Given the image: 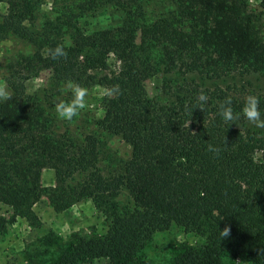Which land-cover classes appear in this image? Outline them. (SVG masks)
Segmentation results:
<instances>
[{
	"label": "trees",
	"instance_id": "trees-1",
	"mask_svg": "<svg viewBox=\"0 0 264 264\" xmlns=\"http://www.w3.org/2000/svg\"><path fill=\"white\" fill-rule=\"evenodd\" d=\"M41 1L0 0L6 5L0 41L13 35L34 47L15 62L7 79L11 94L0 102V205L6 208L0 232L18 219L37 224L33 205L43 195L56 212L90 200L106 219L105 232L73 235L56 264L100 258L151 264L146 247L171 230L199 237L200 245L178 242L170 264H224L225 255L264 264V136L245 129L243 98L194 80L169 88L165 100L148 97L145 89L157 67L169 73L201 66L205 77L264 76V40L248 0H174L173 22H147L142 3L150 0H68L35 31ZM109 3L124 10L122 25L80 26L91 9ZM138 18L142 43L135 48L132 24ZM58 45L66 55L53 58ZM42 71L55 83L117 89L102 98L101 117L80 141L56 134L43 101L26 94L24 82ZM257 98L264 119V92ZM226 99L233 121L219 114ZM107 136L130 148L128 158L109 170L101 166ZM45 168L54 172L50 187L40 184ZM225 226L230 235L221 238Z\"/></svg>",
	"mask_w": 264,
	"mask_h": 264
},
{
	"label": "rangeland",
	"instance_id": "rangeland-1",
	"mask_svg": "<svg viewBox=\"0 0 264 264\" xmlns=\"http://www.w3.org/2000/svg\"><path fill=\"white\" fill-rule=\"evenodd\" d=\"M68 0H42L35 14L32 28L41 30L44 24L52 21L63 4ZM249 9L255 14L256 27L264 40V9L260 6V0H248ZM143 17L147 22L168 20L173 22L175 15L174 0H150L142 3ZM6 5L0 4V16L5 14ZM142 18V17H141ZM125 12L115 8L113 4H104L91 9L81 22L84 30H98L118 27L123 24ZM142 19L133 24V46L138 48L142 43L140 25ZM176 25V24H174ZM66 42L68 38L65 37ZM158 47L152 48L156 54ZM33 45L26 40L13 35H8L0 41V82L5 85L6 91L11 94L7 84L9 72L20 55L31 54ZM203 60V59H201ZM188 62V61H187ZM108 70L114 67V60H108ZM205 64V63H203ZM193 65L176 67L172 72L166 73L157 67L156 73L145 82L147 96L165 100L169 88L178 85L183 80H194L203 88H220L236 96L245 98L249 95L258 97L264 92V76L258 74H229L220 77H205L202 68L191 70ZM106 70V72L108 71ZM202 70V71H200ZM95 73V72H94ZM103 75L97 73L96 79ZM25 92L28 95L38 96L44 103L47 113L53 118V130L56 134H66L80 141L83 136L94 130V123L103 111L101 100L105 96V87L97 84L86 87L88 95L86 106L73 117L71 121L60 119L55 113L54 105L60 100L71 98V91L66 84L55 83L48 71H42L37 76L24 82ZM5 99H0V102ZM245 129L255 132L257 136H264V128L257 127L254 123L246 121ZM102 152L106 159H102L101 166L109 170L111 164L118 160H125L130 154V148L117 136H107L103 140ZM108 157H110L108 159ZM54 183V172L45 168L41 171L40 184L50 187ZM6 208L0 205V213H5ZM33 211L37 218V224H30L24 219H18L5 232H0V264H56L66 246L73 241V235L88 236L103 234L106 230V219L99 213L90 200H83L68 209L56 212L54 206L46 196H42L34 205ZM185 241L194 247L200 245V238L193 234H182L177 230H171L164 234H158L146 247L144 256L151 264H170L174 256L173 247ZM224 264H248L244 259L233 258L230 255L223 257ZM79 264H110L107 259H91L81 261Z\"/></svg>",
	"mask_w": 264,
	"mask_h": 264
},
{
	"label": "clouds",
	"instance_id": "clouds-1",
	"mask_svg": "<svg viewBox=\"0 0 264 264\" xmlns=\"http://www.w3.org/2000/svg\"><path fill=\"white\" fill-rule=\"evenodd\" d=\"M66 52L61 46H57L54 50L53 58L56 56H64ZM66 88L71 91V98L68 100H60L55 103V113L58 118L71 121L80 110L84 109L86 106V97L88 95V89L80 84L73 82L71 80L67 81ZM117 89L114 87L112 89H105V94L108 96L113 95ZM9 98V92L6 91L5 85L0 82V99ZM200 99L203 101L206 97L201 94ZM259 100L254 95H249L245 98L244 104L241 108V112L246 117V119L254 123L257 127L264 128V119H261V114L258 110ZM219 114L226 121H233L235 117L233 116V109L231 107V100L226 99L219 105ZM209 150L215 152L216 149L209 146ZM230 227L225 226L222 230H219L221 238H226L230 235Z\"/></svg>",
	"mask_w": 264,
	"mask_h": 264
}]
</instances>
